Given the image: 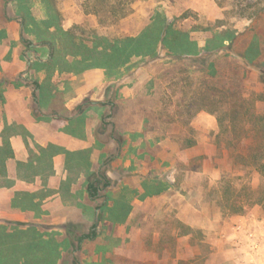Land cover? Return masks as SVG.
<instances>
[{
    "label": "rangeland",
    "instance_id": "obj_1",
    "mask_svg": "<svg viewBox=\"0 0 264 264\" xmlns=\"http://www.w3.org/2000/svg\"><path fill=\"white\" fill-rule=\"evenodd\" d=\"M4 1L7 8H0V18L16 23L12 33L22 36L21 49L26 51L21 59L31 64L16 80H0V101L8 83L31 87L29 105L32 114L39 116L50 109L51 98L50 105H45L44 99L53 91L44 89L55 77L56 103L62 112H69L67 104L80 94L87 103L96 97L104 99L105 107L89 110L96 138L95 170L90 174L111 181L98 199L84 197V190L77 185L79 208L84 205L88 210L85 217H79V208L54 209L53 215L67 217L59 227L53 224L54 219L40 217L37 222L25 223L21 217L9 218L6 196L0 193V229L24 239L9 250L13 260L7 264H263L260 231L264 229V207L247 206L249 198L264 194L261 175L254 170H232L227 142L231 132H222L217 116L206 111L185 124L191 116L185 105L209 83L220 84L224 75L241 73L247 91L254 93L256 112L264 113V15L249 19L227 13L234 0H223L225 7L216 0H117L116 7L122 3L129 13L121 20L115 19L121 12L108 17L107 7L100 6V14H93L88 6L92 0ZM23 13L32 18L29 29L23 23ZM52 17V32L56 24L65 30L74 28L91 49L95 34L110 40L128 36L142 41L141 54L125 63L114 60L118 54L98 57L92 64L69 59L64 71L39 65L50 59L51 50L40 41V34ZM166 22L186 34L183 38L193 53L204 49L217 33L230 30L238 37L235 51L247 53L260 67L225 51L214 57L219 75L211 76L203 70V59L194 60L195 67L188 60L175 59L159 41ZM221 23L225 26L217 27ZM208 27L214 29L206 30ZM8 33L7 27L1 29L0 40L8 39ZM229 34L224 35L226 45ZM255 34L261 50L248 52ZM35 44L41 46H31ZM36 54L43 62L35 59ZM95 71L101 78L99 87H88L86 75ZM39 81L44 84L42 89ZM6 145L4 141V149H8L2 152L4 160L15 157ZM224 175L227 184L222 182ZM8 180H0V190L11 185ZM227 193L238 196V205L244 203L247 210L234 212L233 200H223ZM39 209L42 214V202ZM184 216L197 226L185 223ZM187 229L193 232L187 234ZM250 229L261 235L257 244H252L246 232ZM83 235L90 237L78 244Z\"/></svg>",
    "mask_w": 264,
    "mask_h": 264
},
{
    "label": "crops",
    "instance_id": "obj_2",
    "mask_svg": "<svg viewBox=\"0 0 264 264\" xmlns=\"http://www.w3.org/2000/svg\"><path fill=\"white\" fill-rule=\"evenodd\" d=\"M2 6L7 8L5 1L0 0V8ZM11 24L0 18V30L7 27L9 32L8 39L0 40V80H16L31 64L22 61L21 58L26 57V51L21 49L22 36L12 33L16 23ZM39 56L36 54L35 59L43 62ZM7 57L11 60H7ZM98 72L86 75L88 87H99L101 78ZM52 82L45 85L44 89L47 92L49 87L50 91H53L44 99V104L50 105L51 98V105L48 106L50 109H44V113L39 116L32 114L29 105L31 99L33 100L31 87H18L15 83H8L6 86L4 100L0 101V158L2 152L8 150L4 149V141L7 145L10 141L8 146L13 149L15 157L4 160L0 180L9 177L11 185L2 188L0 193L6 196L5 202L9 205V208H6L9 212H6L11 213L5 214L9 215V218L21 217L25 223L37 222L40 217L45 220L54 219L53 224L59 227L58 225L67 221V217L61 213L53 215L54 209L79 208L76 198L77 185L80 184V189L84 190V197L94 199L88 192L91 172L95 170L96 163L93 151L96 143L93 114L89 110L96 106L105 107V101L96 97L90 100V103L83 102V94H80L67 104L69 112H62L60 104L56 103V77ZM39 84L44 86L42 81H39ZM128 94L131 96V92ZM101 121L102 117L99 122ZM2 198L0 196V202L3 201ZM41 202L42 214L39 212ZM186 204L190 206L191 203ZM79 209L82 211L79 217H85L84 212L88 208L83 205ZM93 211L94 214L98 213V209ZM0 213L3 215L2 210ZM182 219L192 227L197 226L188 216ZM246 232H249L252 244H257L256 240L260 234L253 229ZM260 233L264 238V229Z\"/></svg>",
    "mask_w": 264,
    "mask_h": 264
},
{
    "label": "trees",
    "instance_id": "obj_3",
    "mask_svg": "<svg viewBox=\"0 0 264 264\" xmlns=\"http://www.w3.org/2000/svg\"><path fill=\"white\" fill-rule=\"evenodd\" d=\"M217 3L225 7L223 0H216ZM92 4V5H91ZM117 0H92L90 1L92 12L95 15L100 14V6L102 9L109 8L110 12L108 17L112 18L115 13L121 12L119 16L116 15V20L124 19L128 16L127 8L122 6L116 7ZM259 4H263L258 8ZM98 8V9H96ZM118 10V11H117ZM229 14H234L239 18L254 19L255 17H261L264 15V0H255L251 3L250 0H234L231 9L226 11ZM23 23L25 28L29 29L31 24V16L23 13ZM46 31L40 34V41L51 50L50 59L45 63H39L49 69H59L64 71L65 62H70L69 59L75 60L78 63L92 64L98 57L113 58L118 54L115 61H121V63L127 62L133 55L141 54L142 41L136 38L123 37L110 40L105 36L98 34L94 35L93 49L90 48L88 40L80 38L76 35L74 28L65 30L61 26H57L55 31H51L50 28L54 26L53 17L45 21ZM225 26V24L217 25V27ZM214 28L208 27L206 30H213ZM230 30H222L217 33L216 38L209 41L204 49L197 52H191L187 48V43L184 40L182 31L175 29L172 23H164V27L160 31L159 41H162L163 47L169 49L175 59L188 60L192 66L194 60L203 59V70H208L209 75L216 76L218 73V65L214 60L221 54H225V51H232L238 57H241L247 64L255 65L252 58L248 57L247 53H237L235 51V45L238 37L231 34ZM230 33V34H229ZM225 34H229V44H225ZM255 41L251 42L248 52L259 51L261 46L259 44V37L257 34L254 36ZM151 48V43L146 44ZM111 52V53H110ZM114 55V56H113ZM71 61V62H72ZM117 61V62H118ZM261 71L264 74L263 69ZM246 74V73H244ZM227 77V81L225 80ZM220 84L209 83L205 91H200L198 95H194L191 100L185 105L186 110L190 113V118L185 122L189 124L195 116L201 112L206 111L217 116L220 128L222 132H231V136L228 142V149L230 150V157L233 162L230 163L232 170H254L257 171L264 183V113L256 112V102L253 100L254 93H249L246 89L245 76L241 73L236 75L226 76L221 79ZM37 85L40 87L39 83ZM4 159L0 158V172L4 169ZM227 176L224 175L222 182L228 183ZM111 186V181L106 177H101L98 174H93L89 181L88 192L89 195L97 199L101 190ZM233 194L225 195V199L228 203L233 200V210L236 213H243L247 208L254 205H263L264 207V194L256 199L249 198L248 207L241 204L237 197H233ZM232 203V204H233ZM187 234H191L193 229H187ZM20 234H24L25 230H19ZM15 234H10L7 229H0V264H7L13 260L9 250L15 246H19L24 242V239L20 240L16 238ZM94 236V235H92ZM91 236V237H92ZM90 237L89 235H83L79 238L78 244H81L84 239ZM80 247V245H79Z\"/></svg>",
    "mask_w": 264,
    "mask_h": 264
}]
</instances>
